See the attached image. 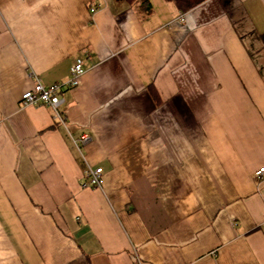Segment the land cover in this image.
Wrapping results in <instances>:
<instances>
[{
    "label": "crops",
    "instance_id": "obj_1",
    "mask_svg": "<svg viewBox=\"0 0 264 264\" xmlns=\"http://www.w3.org/2000/svg\"><path fill=\"white\" fill-rule=\"evenodd\" d=\"M146 1L0 0V264H264V0Z\"/></svg>",
    "mask_w": 264,
    "mask_h": 264
},
{
    "label": "built area",
    "instance_id": "obj_2",
    "mask_svg": "<svg viewBox=\"0 0 264 264\" xmlns=\"http://www.w3.org/2000/svg\"><path fill=\"white\" fill-rule=\"evenodd\" d=\"M95 12V10H92ZM71 76L68 81L64 83H57L51 86H45L40 81H37L34 88L27 91L22 95V105L28 106H46L52 109L54 120L62 124L65 128L66 117L60 111L61 105L64 103L63 93L69 89H73L79 86L81 78L85 74L86 70L84 67V60L82 58H77L74 65L71 68ZM91 139L88 136H84L80 141L75 140L74 144L78 151L83 155V146L87 145ZM103 169L97 168L93 169L89 165H86L85 177L89 178L90 185L95 188H101L103 186ZM264 167L256 172L257 178H263Z\"/></svg>",
    "mask_w": 264,
    "mask_h": 264
},
{
    "label": "trees",
    "instance_id": "obj_3",
    "mask_svg": "<svg viewBox=\"0 0 264 264\" xmlns=\"http://www.w3.org/2000/svg\"><path fill=\"white\" fill-rule=\"evenodd\" d=\"M129 4H133L139 0H127ZM175 2L176 6L183 12H187L198 6L199 4L207 1V0H170ZM145 2H147L145 0ZM148 3V9H150L151 5ZM263 42H264V35H263Z\"/></svg>",
    "mask_w": 264,
    "mask_h": 264
}]
</instances>
